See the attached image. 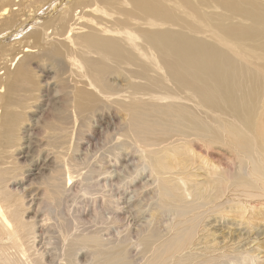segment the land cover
<instances>
[{
    "label": "bare ground",
    "instance_id": "bare-ground-1",
    "mask_svg": "<svg viewBox=\"0 0 264 264\" xmlns=\"http://www.w3.org/2000/svg\"><path fill=\"white\" fill-rule=\"evenodd\" d=\"M261 103L264 0H0V264H264ZM116 119L104 184L128 169L117 219L138 218L107 235L59 198L100 194L73 152ZM54 160L44 210L24 185Z\"/></svg>",
    "mask_w": 264,
    "mask_h": 264
},
{
    "label": "rangeland",
    "instance_id": "rangeland-1",
    "mask_svg": "<svg viewBox=\"0 0 264 264\" xmlns=\"http://www.w3.org/2000/svg\"><path fill=\"white\" fill-rule=\"evenodd\" d=\"M34 66H33V69L31 71L32 78L34 77V79L37 78L39 80H42L41 78L46 77V74L48 71L42 72V70L37 67V63H34ZM35 70L39 71V73L41 75L37 74L38 72H36ZM34 72H36V74ZM42 74L43 75L45 74V75L43 76ZM37 76H40V77L38 78ZM48 81H53V80L49 79ZM51 89L52 90L54 89L53 85L51 86ZM53 91H51V94L55 93V89ZM263 110H264V103H261L259 106V110H258L259 116L262 114ZM6 120L9 123L8 117ZM7 122H6V124H8ZM93 123L94 124L91 125L90 130H88L86 132V135H85L86 137L84 139H82V142L80 143L78 150L73 152V157L77 158V161L80 163V167H84V170L87 171L88 176L90 178L89 184H91V185L93 184V186L95 185L96 187L101 188V189H99L100 194H98L97 196H94V195L84 193L82 196L75 197V195L77 194L76 193L73 196H64L62 198H59V205L63 206V207L66 205L65 212H68V208H67V207H69L68 204H73L75 216L78 218H81V219H83V221L87 222L88 227L95 228V227L105 226L106 229L103 231V234L114 235V234H117L119 231H122L124 229V227L126 226V224L130 223V220H131V223H133L138 218V215H136L130 211L129 213H127V215H125V218L122 222H120V220L117 219V216L119 214V207H120V205H118V203L123 201L120 199L121 198L127 199L128 197H130V193H131V192H129V191H131L130 189H124V188L120 187V185L117 184L118 179H119L118 176L123 177L125 174L123 171H127L128 169L121 167L119 165L120 163L119 164L116 163L117 165L112 164V163H114V160L113 161L111 160V162H112L111 165L109 162V165L111 166L110 168H112V167H113L112 169L116 168L115 169L116 172L114 170L112 171V169L109 168L108 173L112 174V179H111L112 181L110 184H107V185L104 184V182L106 180V176L103 173V171L101 170L102 167L105 165L106 161H110L109 160L111 158L110 147L112 144H114L116 142V139L119 136V134L122 133L121 131L123 129V126L121 125V122L118 123L117 119L116 120H109V121L105 120L103 122H97V123L93 122ZM100 123H102V124H100ZM6 130L8 132V128ZM90 135H92V136H90ZM35 136L36 137L34 139H36V140H33L32 152H31V153H33V155L34 154L38 155L40 152L43 151V153H42V158H43L47 155L48 150H49V154L53 153L54 150L52 149V146H50V141H49L46 133L42 132L40 134H35ZM77 142H78V139H75V143H77ZM75 143L73 145V148L77 146ZM38 144H42L38 147L39 150H37V148H36V145H38ZM43 148H46V149H43ZM44 150H46L47 152ZM216 150H218V151H216ZM108 153L110 156L108 155ZM214 155H215L214 157L216 160V161L215 160L214 161L216 164H218L217 162L220 161L221 163H219V164H221V165L222 164L226 165V164L232 163V164H234V167L236 164L238 166L237 161H239V158H241L236 153L232 154V152H230L229 150H225L224 148H219V149L216 148L214 151ZM108 157H110V158H108ZM35 159H37V157ZM21 160H25V164H26L25 169L32 168L33 164L35 163V160H32L31 154L28 157H27V155L24 156ZM64 161L68 166H71L70 155L65 156ZM29 162L31 165L30 167H29ZM50 162H48L47 164L43 163V165L38 163V168H35L37 166H34L33 168H35V169H33L31 171L32 175L28 176L26 181H25L26 183L24 186H28L29 191L34 190L33 194L38 193L36 200L41 199V201H36L37 205H40L44 200V196L46 194L45 193V191H46L45 187L51 188V187H49L50 182L47 183L48 176L56 174V172L59 169L60 164H61L59 160H54L53 167L49 168V167H47V165ZM89 164H90V168H89L90 171H89L88 166H87ZM39 166L41 167V169H39ZM118 167H120V170ZM117 168H118V170H117ZM119 171L121 172L122 175L120 174ZM29 172H27L26 174H29ZM135 180H138V179H135ZM135 180L133 182H135ZM98 182H103L102 183L103 185L99 186ZM102 187H104V188H102ZM127 191L129 193H127ZM33 196L34 195H32V192H30V194L27 193L26 200L30 201L31 198H33ZM32 205L34 208L35 203ZM46 205H47L46 202L42 203V206H44L43 207L44 210L46 209ZM147 207L148 206L145 205L144 209L141 210V215H140L141 217L147 212V210H146ZM33 208L29 209L30 215L33 214V212H32ZM27 213H28V210H27ZM63 214H65V213H63ZM125 219L127 220L126 222H125ZM128 219H129V221H128ZM166 222H168V221L164 220V223H166ZM103 223H106V225H103ZM136 250H138V248H136Z\"/></svg>",
    "mask_w": 264,
    "mask_h": 264
}]
</instances>
